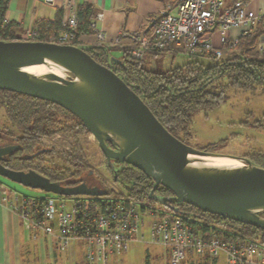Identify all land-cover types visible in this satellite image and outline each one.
<instances>
[{"label": "water", "instance_id": "water-1", "mask_svg": "<svg viewBox=\"0 0 264 264\" xmlns=\"http://www.w3.org/2000/svg\"><path fill=\"white\" fill-rule=\"evenodd\" d=\"M119 62V59L111 57ZM30 66L60 68L38 74ZM0 89L52 102L69 111L94 136L106 162H125L151 178L149 192L162 205L176 200L240 223L264 229V167L249 158L202 150L169 132L149 107L113 70L70 43L0 40ZM110 144V146L108 145ZM18 145L0 146V160ZM199 157H228L239 165L207 167ZM0 176L29 188L60 196L108 194L83 178L77 183L51 181L33 169L14 170L0 164ZM157 185L171 197L154 194Z\"/></svg>", "mask_w": 264, "mask_h": 264}, {"label": "trees", "instance_id": "trees-1", "mask_svg": "<svg viewBox=\"0 0 264 264\" xmlns=\"http://www.w3.org/2000/svg\"><path fill=\"white\" fill-rule=\"evenodd\" d=\"M9 1L0 0V40H57L62 28V10L58 11L52 20H37L32 27L36 34L23 38L16 32V24L5 20ZM96 13L95 6L90 3L77 5L76 36L65 43L83 47L93 59L113 70L141 97L159 122L185 143L190 135L193 113L201 109L213 108L224 102L228 98V90L247 91L259 88L264 92V51L259 50L257 46L259 36L264 33V26L260 23L253 32L240 35L235 45L230 42L225 44L218 59L200 52L193 56H187L189 59L182 65L168 70H153L144 66L143 59L132 58L129 54L130 46L127 44L117 43L109 46L100 42L80 43L76 37L94 32L91 23L96 17ZM165 50H169L173 54L181 53L180 50L173 47L161 51L152 50L147 53L157 55ZM115 51L120 52V56L116 57L119 62L111 60ZM0 109L6 121L19 133L15 134L8 125H0V130L10 131V134L19 139L22 156L30 152L29 150L35 148L36 145H41L42 137L50 136L55 132L71 130L77 133L87 132L78 118L61 106L25 94L0 89ZM71 119L76 122L72 123ZM26 137H28L29 143H26ZM217 145V143H209L199 149L215 151ZM46 154L50 153L46 152ZM56 156L69 167L56 165L54 169L49 167H43L42 170L35 169L51 181L73 184L83 178L81 173L83 168L84 170L90 168L78 150L65 154L59 152ZM249 157L255 165L264 167V153ZM22 161L19 158L13 160L14 163ZM123 165L124 167L120 165L121 169L114 170L117 177L115 180L121 183L127 194L148 205L159 203L149 196V192L154 186L153 180L136 167L125 162ZM106 168L112 173L113 178L111 166L107 164ZM10 169L28 170L22 167H10ZM48 170L50 172H47ZM0 183L2 182L0 181ZM154 194L166 197L172 193L167 188L157 185ZM168 203L177 207L175 213L189 220L202 231L205 237L216 235L221 239H227L228 236H235L245 240H255L259 245L264 244V229L202 211L184 202L177 204L174 199H169ZM159 204L169 209L167 206ZM171 210L173 211V208ZM260 215L264 217V211ZM198 264L205 263L201 259Z\"/></svg>", "mask_w": 264, "mask_h": 264}, {"label": "built area", "instance_id": "built-area-1", "mask_svg": "<svg viewBox=\"0 0 264 264\" xmlns=\"http://www.w3.org/2000/svg\"><path fill=\"white\" fill-rule=\"evenodd\" d=\"M62 8L57 43L68 42L76 36V8L69 3ZM259 23L264 26V15L244 0H235L230 5H225V0H174L149 16L141 28L121 37L130 39L129 54L137 60L149 51L168 47L186 56L201 52L218 59L225 44L235 45L240 35L253 32ZM91 27L96 40L102 39L94 21ZM236 28L238 33L233 34ZM215 31L219 46L212 42ZM35 34L29 29L25 37ZM51 194L22 195L0 183V202L17 213L33 239L41 240L40 235L51 237L61 252L79 241L83 264H108L111 256L125 252L130 244L143 241L145 236L149 243L166 249L167 264H183L189 256H196L205 264H216L221 254L225 264H264V253L256 242L235 236L205 237L189 220L161 205H148L126 194L117 198L109 193L72 195L68 201Z\"/></svg>", "mask_w": 264, "mask_h": 264}, {"label": "rangeland", "instance_id": "rangeland-1", "mask_svg": "<svg viewBox=\"0 0 264 264\" xmlns=\"http://www.w3.org/2000/svg\"><path fill=\"white\" fill-rule=\"evenodd\" d=\"M188 59L183 53L173 54L171 51L165 50L157 55L147 53L143 58V63L149 69L168 70L182 65ZM74 122L76 120H72V123ZM0 125H8L15 134L19 133L6 121L1 109ZM185 141L195 148L203 147L209 143H217V149L214 152L249 159V156L264 153V92L259 88L247 91L228 90V98L224 102L213 108L201 109L193 113L190 135ZM40 142L48 148L49 151L47 152L50 153L46 154L45 163L49 162L58 166L69 167L56 155L59 152L65 154L78 150L88 166L104 181L112 197L117 198L123 194L128 195L122 187L113 181L111 175L105 169L104 156L92 134L87 132L77 133L74 130L69 132L58 131L50 136L42 137ZM0 181L18 194L36 197L47 194L39 189L23 186L2 176H0ZM157 196L164 197L160 194ZM61 197L68 201L72 195ZM154 205L158 206L160 204L154 203ZM254 242L256 241L254 240ZM49 243L51 244L50 241ZM29 246L27 252L24 251V253H28L30 256H25L27 260L24 264H60L61 261L62 264H74V261L78 264L82 263V253L75 255L77 250L75 243H71L67 252H59L54 248L50 250L47 248L41 249L40 252L38 244L33 240H30ZM260 248L264 253V244H261ZM51 250L55 252L54 256L51 254ZM200 262L201 259H197L196 256H189L183 264H198ZM108 264H167V253L164 247L149 243L147 236H145L143 241L130 244L125 252L111 256ZM216 264H225L222 254Z\"/></svg>", "mask_w": 264, "mask_h": 264}, {"label": "crops", "instance_id": "crops-1", "mask_svg": "<svg viewBox=\"0 0 264 264\" xmlns=\"http://www.w3.org/2000/svg\"><path fill=\"white\" fill-rule=\"evenodd\" d=\"M234 1L225 0V5H230ZM244 1L249 2L253 9L264 15V0ZM65 3L72 4L75 8L79 4L90 3L97 10L93 21L95 30L102 34V39L96 40L94 32L81 34L78 39L80 43L100 42L109 46L123 43L131 46L130 39L127 36L121 37V34H128L136 28H141L149 16L158 13L165 6L173 4L174 0H10L5 20L16 24V32L26 38V31L32 29L37 20L54 19L58 11L63 9L62 6ZM238 30L239 28H236L232 30V33L237 34ZM118 36L120 37L119 42L117 41ZM212 42L214 46H219L216 31L212 34ZM257 46L261 51H264V33L259 36ZM113 55L116 58L120 56V52L115 51ZM40 238L41 240L33 239L31 232L25 228L17 213L0 202V264H24L27 260L25 256H30V254L24 253L30 247V240L38 244L39 251L46 248L57 250L56 241L53 238L44 235H40ZM72 243L76 244L78 250L75 251V255L83 254L82 243L79 241ZM51 254L54 256L55 252L51 250ZM74 264H78V262L74 261Z\"/></svg>", "mask_w": 264, "mask_h": 264}, {"label": "flooded vegetation", "instance_id": "flooded-vegetation-1", "mask_svg": "<svg viewBox=\"0 0 264 264\" xmlns=\"http://www.w3.org/2000/svg\"><path fill=\"white\" fill-rule=\"evenodd\" d=\"M87 133H89V132L87 131ZM25 141H26V143H29L28 137H26ZM7 145H18V148L14 149L12 151V153H10V154L3 155L4 158L0 160V164H2L5 167H8V168H10V167L11 168H13V167H15V168L22 167L24 169L42 170L43 167H49V168L54 169L55 166L57 165V164H52V163H49V162L45 163L46 152H47L45 150H48V148H46L42 144L41 145H36L35 148H32L31 150H29L30 152H28L27 154H24L22 156L20 154V152L22 150H21V142L19 141V139L16 136H14L13 134H10V131H7V130L1 131L0 130V146H7ZM97 145H98V143H97ZM108 145L110 146L109 143H108ZM23 157H24V159H23ZM18 158H19L20 161H21V159L23 161L21 163H14L13 160H16V159L18 160ZM106 163L107 162H106V159L104 157V167L107 170V168H106L107 164ZM123 163L124 162H118V161L113 162L114 170H118V168H120L122 166L124 167ZM120 165H122V166H120ZM47 172H50V170H48ZM107 172L112 177V173L110 171H108V170H107ZM81 173L83 174V179H84L86 184L91 185V186L106 187L104 181L100 177H98L97 174L93 170H91L90 168H87L86 170H84V168H83L81 170ZM113 181L116 184H118L120 187H122L120 182H118L117 180H113ZM44 193H46V192H44ZM108 193H109V190H108ZM171 196L172 195L169 194L166 197H171Z\"/></svg>", "mask_w": 264, "mask_h": 264}, {"label": "bare ground", "instance_id": "bare-ground-1", "mask_svg": "<svg viewBox=\"0 0 264 264\" xmlns=\"http://www.w3.org/2000/svg\"><path fill=\"white\" fill-rule=\"evenodd\" d=\"M26 70L38 74L53 72L59 76H63V71L60 68L51 69L45 66H30ZM197 160L200 163L207 165V167H230L240 164L238 160L228 157H199Z\"/></svg>", "mask_w": 264, "mask_h": 264}]
</instances>
